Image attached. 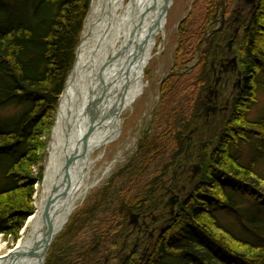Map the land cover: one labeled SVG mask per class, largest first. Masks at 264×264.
Masks as SVG:
<instances>
[{"label": "trees", "instance_id": "obj_1", "mask_svg": "<svg viewBox=\"0 0 264 264\" xmlns=\"http://www.w3.org/2000/svg\"><path fill=\"white\" fill-rule=\"evenodd\" d=\"M14 1L0 0V14H9L8 20L18 12L2 5ZM29 2L28 17L0 22V235L14 239L34 212L30 167L40 149V130L72 70L91 0ZM237 7L238 0L195 1L178 26L176 61L161 82L154 113L158 131L139 141L121 170L124 184L104 209L101 202L110 188L69 220L45 264L120 258L131 237L128 213L162 212V185H174L171 170L173 175L196 154L202 175L193 180L187 172L179 174L180 202L173 217L159 220L164 232L143 264H264V111L248 119L260 93L264 96V0L246 17L234 49L243 65V84L229 111L200 118L212 81L211 59L225 36L221 19ZM207 140L215 142L209 150L187 151L189 144ZM223 216L234 225H225Z\"/></svg>", "mask_w": 264, "mask_h": 264}, {"label": "bare ground", "instance_id": "obj_2", "mask_svg": "<svg viewBox=\"0 0 264 264\" xmlns=\"http://www.w3.org/2000/svg\"><path fill=\"white\" fill-rule=\"evenodd\" d=\"M163 2L91 0L74 73L57 104L34 212L11 250L0 241V264H42L48 228L44 207L53 188L57 198L50 226L55 236L98 184L93 170L120 130V121L109 112L122 104L120 117L143 95L145 68L162 49Z\"/></svg>", "mask_w": 264, "mask_h": 264}, {"label": "rangeland", "instance_id": "obj_3", "mask_svg": "<svg viewBox=\"0 0 264 264\" xmlns=\"http://www.w3.org/2000/svg\"><path fill=\"white\" fill-rule=\"evenodd\" d=\"M195 1L196 0H172V3L169 7V11L166 16L165 38L164 40H162L163 43L162 49L160 53L158 52V50L154 52L155 53L154 57L150 60L149 64L145 68L144 79L147 82V88L144 91L143 95L133 104L132 108L124 112L119 117L120 134L113 142H111L106 147L104 157L95 166L93 170V177L96 179V181H98V184L86 194L85 199L73 211V213L68 219V222L71 218H72L71 222H73V220H75V214L78 215L82 212L84 208L91 206L93 202L101 196V193L105 188L106 189L110 188V190L107 193L108 194L107 198H105V200H102L101 202L103 204L101 211L104 209V207L108 204L109 200L113 199L115 193L118 190H120L122 185L124 184L125 177L123 176L121 170L130 161H132L134 155L136 154L139 141L145 135L150 136L153 135L155 131H158L157 122L155 123L154 121V113L158 108L161 82L163 81V79L166 78V76L168 75L169 71L172 69L176 61V51L178 48V26L180 22L190 14ZM30 6L31 5L29 0H21V1L17 0L14 2H5L2 5L5 11L10 9H16L18 15L17 16L13 15L14 18L8 20L6 19V17H9L10 16L9 14L7 13L0 14V22L3 21L4 24H12L21 19H25L26 17L29 16L31 12ZM231 17L235 18L237 16L235 13H232ZM84 24H85V20H84ZM83 30H84V25H83ZM83 30L81 33V38H82ZM241 35L242 34L240 33L239 37L235 41V45L233 46V48L236 49V51L238 50L237 48L238 39L240 41L242 37ZM226 42L228 41L226 40ZM226 42H224V44ZM242 68L243 65L241 64V61H239L238 70L242 72ZM232 80L230 81L231 84L229 89L227 90L226 95H228V93L233 91L232 82L234 81L237 82L236 78ZM56 110L57 109L51 112L49 118L46 121V124L44 125L45 128L40 130L41 131V135L39 136L40 149L36 150L35 152L36 161L30 167L31 177L34 179L33 193L31 196L32 205H33V198L37 193V189L39 186H41L44 180V162H45V157L47 155L46 146H47V142L49 141L50 132L54 125ZM263 111H264V96L260 93L257 103L252 106L251 112H249L248 114V119H252V120L255 119ZM206 149L209 150L210 147L205 148L204 150ZM196 156L197 154L194 156L192 160H190L191 162L190 165L197 163L195 162L197 158ZM1 169L2 166L0 165V170ZM261 170L264 173V162L261 166ZM172 171L173 170H171L170 172L171 179L174 177L176 178L175 175H172ZM188 173H189L188 174L189 177H191L192 175L191 172ZM199 175L202 174L200 173ZM180 184H177L178 189L181 186ZM161 200L162 201L160 204V208L164 209V204L167 198ZM222 218H224L225 225H234V220L229 219V217L226 218L225 216H223ZM26 222L19 231L18 237L16 239H14L13 237L4 238L2 235H0V241H2V243L6 245L8 250H11L16 245L18 239L20 238L21 231L26 225ZM160 223L161 221H159L158 223L159 226H161ZM65 226L63 227V229L65 228ZM58 234H60V232ZM88 236H89L88 234H85L84 238H87ZM56 237L54 240H56ZM132 240H134V238H132L131 241ZM130 248H131V244L129 243V247L125 251H123L121 255L124 256L125 254H127ZM113 257L115 259H109V261H107L108 264H117L116 257L115 256ZM104 262L105 259L102 263Z\"/></svg>", "mask_w": 264, "mask_h": 264}, {"label": "flooded vegetation", "instance_id": "obj_4", "mask_svg": "<svg viewBox=\"0 0 264 264\" xmlns=\"http://www.w3.org/2000/svg\"><path fill=\"white\" fill-rule=\"evenodd\" d=\"M238 1L240 3V7H237L232 11V13H235L237 17L232 18V13L227 16H222L221 24L219 26L220 30L225 31V36L222 38L223 40L221 39V44H216L217 53L211 59V63H213V65L209 67L210 70L208 71V74L211 76L212 79V93L209 94L208 89L201 103L202 110H208V108L211 107H216L217 109L214 113L211 110H208V115L206 116L205 114L200 115V118H203L206 121L211 116L223 114L225 112L227 113L229 111L230 101L234 100V93L238 91V89H240L241 85L243 84V77L240 71L238 70V57L235 54L233 46L235 45V41L239 37V34L242 30L243 22L246 20V17L252 12L258 0ZM226 40L228 42H226ZM224 42L226 43L224 44ZM234 58H236L237 62L236 68L233 65H230V61ZM235 78L237 82H232L233 91L226 95L227 90L229 89L231 84L230 81ZM237 84H239L240 86H238ZM197 130L198 128H195L194 131H191L193 132L192 136L195 135ZM190 142H193L192 137ZM198 144H191L193 147H191L190 149H192L193 151H198ZM190 163L191 162L188 161L185 164L190 165ZM182 168L173 173V175L176 176V178L174 177L171 179L174 185H162L164 193L160 195V199L168 198L172 192L177 194L181 199V191L184 190V186H182L179 190L176 185L177 180L181 172L188 173V171H184ZM168 212L169 209L166 207H164L162 212L157 213H155L154 210H150L148 212H145L143 210H138L137 212H130L134 214H139L140 217L138 220V224L130 226L131 231L129 235H131V237L129 243L131 244V248L127 254H125L124 256L121 255L120 258L117 259V264H143L145 262V259L148 256V252L150 251V247L152 246L153 241L158 235L164 232L163 223L161 222V226H159V220H164V217L170 216ZM130 213H128V216ZM161 230H163V232H161ZM132 238H134V240L131 241ZM107 261H109L108 258H106L105 262L102 264H108Z\"/></svg>", "mask_w": 264, "mask_h": 264}, {"label": "water", "instance_id": "obj_5", "mask_svg": "<svg viewBox=\"0 0 264 264\" xmlns=\"http://www.w3.org/2000/svg\"><path fill=\"white\" fill-rule=\"evenodd\" d=\"M171 3H172V0H164V2H163L164 5L162 7L160 16H161V19H163V22L164 23H166V16H167V13L169 11V7H170ZM80 42H81V40H80ZM78 47H79V45H78ZM78 47L76 49L75 60H76V57H77V54H78ZM74 65H75V61H74L72 70H71V72H70V74H69V76H68V78L66 80V83L64 85L62 94L65 91V89H66V87L68 85L69 80L73 76V73H74ZM212 65H213V63L210 64V66H212ZM230 65L231 66L233 65L235 68L237 67L236 58H234L233 60L230 61ZM237 85L240 86L239 84H237ZM210 88H211V86H210ZM210 88L208 90L209 91V94L212 93V88L211 89ZM60 97H59V100H60ZM59 100H58V103H59ZM216 109H217L216 107L208 108V110H211L213 113L215 112ZM208 110H202V113L201 114L202 115L205 114V116L208 115ZM122 111H123V105L120 104V105L117 106V108H115L114 110L110 111L109 114L111 116H114L117 120H119V115L121 114ZM192 133L193 132H191V135H192ZM119 134H120V130H119V132H117L116 137L112 138V141H114L118 137ZM188 141L189 142L191 141V137L188 138ZM214 145H215V142L214 141L207 140V141H204V142H200L198 144V149H199V151H203L205 148H208V147H211V146H214ZM191 147H193V146L191 144H189L187 146V151H189ZM71 161H72V159H69L67 161V166H68V164L70 165ZM182 169L184 171L191 172V174H192L191 175V179H194L197 175H199L200 173H202L201 166L199 164H197V163L196 164H193V165L184 164ZM55 193H56V188H53V190L51 191V195L48 197V199L46 201V205L44 207V217L47 220L46 221V225L48 226V228L46 230L47 233H46V237H45L44 252H47V254H48V252L50 250V247H51V245H52V243H53V241L55 239L54 237L57 236V235L54 236L55 233H54L52 227L50 226V213H51V210H52V206H53V204L55 202V199L57 198V196H55ZM179 201H180L179 196L177 194L173 193V192L167 198V200H166V202L164 204V207H166V208L169 209V212L168 213H169L170 217H173L174 216L175 209H176V206L179 204ZM139 217H140L139 214L130 213L129 216H128V218H129V225L131 226V225L138 224ZM67 223H68V220L66 221L65 225ZM161 232H163V230H161ZM47 254H46V257H47ZM46 257L44 258V261H43L42 264H45Z\"/></svg>", "mask_w": 264, "mask_h": 264}]
</instances>
